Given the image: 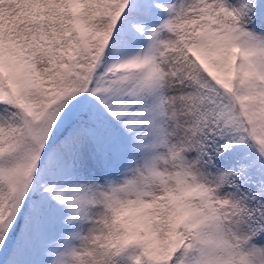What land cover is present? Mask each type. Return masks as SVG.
I'll return each mask as SVG.
<instances>
[{"label": "snow or ice", "instance_id": "snow-or-ice-1", "mask_svg": "<svg viewBox=\"0 0 264 264\" xmlns=\"http://www.w3.org/2000/svg\"><path fill=\"white\" fill-rule=\"evenodd\" d=\"M0 264H264V0H0Z\"/></svg>", "mask_w": 264, "mask_h": 264}]
</instances>
